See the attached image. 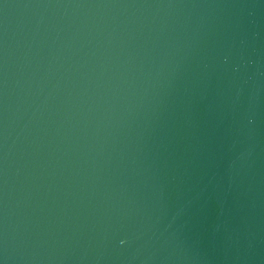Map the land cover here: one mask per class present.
<instances>
[{
  "label": "water",
  "instance_id": "95a60500",
  "mask_svg": "<svg viewBox=\"0 0 264 264\" xmlns=\"http://www.w3.org/2000/svg\"><path fill=\"white\" fill-rule=\"evenodd\" d=\"M0 264H264V0H0Z\"/></svg>",
  "mask_w": 264,
  "mask_h": 264
}]
</instances>
